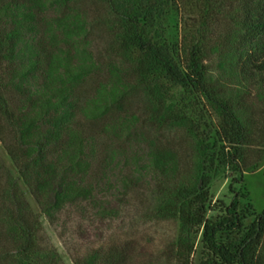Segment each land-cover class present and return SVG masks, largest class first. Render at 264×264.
<instances>
[{
	"label": "trees",
	"instance_id": "obj_1",
	"mask_svg": "<svg viewBox=\"0 0 264 264\" xmlns=\"http://www.w3.org/2000/svg\"><path fill=\"white\" fill-rule=\"evenodd\" d=\"M121 24V45L134 56L139 81L161 94L162 79L192 89L214 108L220 123L214 142L199 138L197 170L185 179L177 151L152 145L139 157L136 168L162 179L161 212L179 217L182 236L176 254L191 251L189 236L202 229L201 264H264V210L245 228L238 186L244 173L264 161V0H202L198 34L180 51L150 33L163 14L158 3L108 0ZM78 0H0V138L7 143L24 183L41 211L51 220L67 205L94 198L96 186L88 181L94 148L77 126L78 110L91 119L107 115L132 85L130 68L113 64L110 79L101 82L85 106L76 91L99 69L90 48L89 21ZM231 6L234 27L226 37L210 35L221 10ZM231 77L237 87L214 78L210 62ZM225 80V82L223 81ZM255 90L259 112L245 100ZM163 102L162 97L159 99ZM251 104H254L253 102ZM259 117V118H258ZM137 115L127 116L113 128L130 132ZM258 159L251 161V148ZM118 152L112 151L115 160ZM128 162L126 152H120ZM142 161V164L140 162ZM120 162V160L118 161ZM136 162V159H134ZM229 170L233 197L217 217L208 216L212 180ZM125 190L129 181L123 179ZM0 198L9 201L4 212L10 223L0 231V264H64L56 250L41 243V221L30 209L17 181L0 186ZM121 198L99 204L103 215L118 214ZM255 212H253L254 214ZM232 234L236 236L231 237ZM189 248V249H188ZM128 248L76 258L75 264H129Z\"/></svg>",
	"mask_w": 264,
	"mask_h": 264
},
{
	"label": "rangeland",
	"instance_id": "obj_2",
	"mask_svg": "<svg viewBox=\"0 0 264 264\" xmlns=\"http://www.w3.org/2000/svg\"><path fill=\"white\" fill-rule=\"evenodd\" d=\"M136 5L144 2L158 3L163 14L156 25L149 27L150 33L175 46L181 63L185 62L183 48L198 34L202 14V0H129ZM152 3V4H153ZM77 6L85 12L89 21L90 48L99 63V69L91 74L76 91V100L85 106L88 99L96 95L101 82L110 79L113 64L120 68L129 67L126 80L130 88L122 100V107H115L107 115L91 119L78 110L77 126L88 137L93 148L92 168L88 181L96 186L94 198L67 205L51 220L41 211L37 200L20 176L18 165L9 153L8 142L0 138V186L6 187L9 178L17 181L30 209L41 221V243L60 255L64 264H75L76 258L103 254L109 250L128 248L129 264H201L204 259L202 229L189 236L191 251L185 257L176 251L181 237L182 222L179 217L166 216L161 212L163 203L162 179L149 171H138L137 161L152 141L157 146L171 148L178 152L184 168L185 179L196 173L199 161L197 143L199 138L214 142L220 119L211 104L198 92L175 85L162 79L161 94L154 96L152 87L139 81L133 72L134 56L121 45L119 16L110 7L108 0H78ZM231 6L221 10L218 21L212 25L210 35L215 39L226 37L234 27L230 16ZM218 59L210 62L211 74L216 79H224L227 87L235 89L231 77L224 76L217 68ZM225 80H223L225 82ZM245 94L246 102L259 112L261 103L255 98V90ZM159 97L163 99L160 102ZM254 104H251V103ZM137 115L130 132L119 131L118 125L125 117ZM259 118V117H258ZM251 161L258 159V147L251 148ZM112 151L118 152L112 160ZM126 152L129 160L124 161L120 152ZM136 159V162H134ZM120 160V162H118ZM142 164V161L140 162ZM229 170L216 176L210 185L211 200L208 216L217 217L222 205L229 204L233 194L229 190L231 178ZM129 181L127 190L123 179ZM244 183L238 186L241 195V210L247 214L244 227H249L256 215L264 210V161L256 170L244 173ZM1 195V194H0ZM121 198L118 214L103 215L99 204L105 199ZM7 202L9 201L4 198ZM6 202L0 198V231L10 225L6 214ZM253 212H255L253 214ZM236 235L232 234L234 238ZM189 249V248H188ZM264 255V240L261 245Z\"/></svg>",
	"mask_w": 264,
	"mask_h": 264
}]
</instances>
